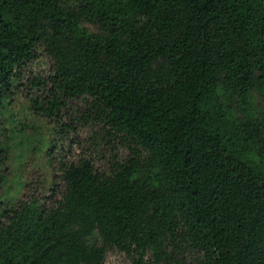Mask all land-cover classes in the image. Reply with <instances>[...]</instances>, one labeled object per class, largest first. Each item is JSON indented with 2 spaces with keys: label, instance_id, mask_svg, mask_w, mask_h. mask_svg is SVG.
<instances>
[{
  "label": "trees",
  "instance_id": "trees-1",
  "mask_svg": "<svg viewBox=\"0 0 264 264\" xmlns=\"http://www.w3.org/2000/svg\"><path fill=\"white\" fill-rule=\"evenodd\" d=\"M24 94L97 159L23 148ZM112 251L264 264V0H0V264Z\"/></svg>",
  "mask_w": 264,
  "mask_h": 264
},
{
  "label": "rangeland",
  "instance_id": "rangeland-1",
  "mask_svg": "<svg viewBox=\"0 0 264 264\" xmlns=\"http://www.w3.org/2000/svg\"><path fill=\"white\" fill-rule=\"evenodd\" d=\"M49 67L50 61L43 56L39 61L31 66H28L26 73L27 76L32 75V71L33 73L43 74L48 72ZM24 96L25 97L22 99V103L16 106L15 110V116L18 119L17 122H24L23 134L25 136V143L23 148H33L42 140H45L46 143H50L55 140L57 141L56 146L58 149L62 147L68 151L70 159L81 156L97 159L101 153V148L99 143L95 140V137L92 135V132L76 124L75 131L69 130L65 136H62L59 133L60 123L57 122V118L48 119L38 114L36 111L31 110L29 97L25 94ZM67 113L68 116L63 115L62 117L65 124L71 123V119L74 118L72 117V110L69 109ZM11 150L14 162L17 163L15 158L20 154V152L15 149ZM44 150H46V147ZM21 153L24 154L26 151L23 150ZM12 168H14V166ZM27 175L28 173L26 172V176ZM31 177L35 180L36 185H38L42 180V178H38L39 176L37 175H31ZM106 264H133V262L125 254L118 251H112L107 256Z\"/></svg>",
  "mask_w": 264,
  "mask_h": 264
}]
</instances>
